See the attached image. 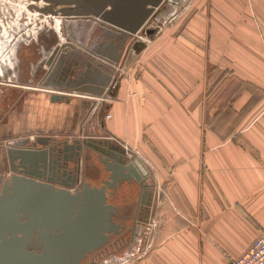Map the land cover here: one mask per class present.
<instances>
[{
  "label": "crops",
  "instance_id": "obj_1",
  "mask_svg": "<svg viewBox=\"0 0 264 264\" xmlns=\"http://www.w3.org/2000/svg\"><path fill=\"white\" fill-rule=\"evenodd\" d=\"M255 3L251 13L240 0H207L189 21L183 45L150 46L141 39L143 46H128L102 93L94 84L98 74L77 63L78 57L100 60L87 43L56 51L54 45L42 57L56 52L51 64L37 72L36 62L26 75L38 73L36 80L16 76L9 83L24 92L0 132L23 127L26 136L37 128L38 135L56 140L75 133L137 149L153 175L150 219L160 213L162 226L158 246L135 264H225L264 229V0ZM160 32L150 42L164 40L169 31ZM132 52L145 54L125 81L123 68L130 66L124 64ZM61 55L55 75L62 78L42 84ZM92 78L96 81H86ZM33 89L39 90L36 98ZM51 94L68 99L52 100ZM88 113L97 115L96 125L83 126ZM90 127L101 132L91 133Z\"/></svg>",
  "mask_w": 264,
  "mask_h": 264
},
{
  "label": "water",
  "instance_id": "obj_2",
  "mask_svg": "<svg viewBox=\"0 0 264 264\" xmlns=\"http://www.w3.org/2000/svg\"><path fill=\"white\" fill-rule=\"evenodd\" d=\"M65 1L74 6L55 10L31 7L40 13L59 14L64 18L90 15L95 18L98 25L93 28L87 47L100 60L78 57L77 63L90 74L91 69L98 74L94 84L100 86L98 92L102 93L110 71L118 63L122 45L134 37L131 48L136 49L144 45L138 35L151 39L159 23L157 28L147 24L168 0ZM66 46L72 44L57 43L54 51ZM55 53L46 59V64H51ZM62 57L53 65V72L44 73L42 84H50L51 78L57 79V76L62 78L63 75H55ZM94 61L103 69L96 70ZM77 79L83 81L78 76ZM94 79L85 80L96 81ZM62 96L68 99L65 95H50L52 100H60ZM23 145L44 146L49 160L45 167L47 177L41 179L38 173L28 171H24L29 175L25 176L14 166L17 159L36 163L43 157L40 150H25L21 148ZM108 145L106 138L90 135L70 141L35 135L33 139L25 136L8 142L6 158L12 173L0 184V264H94L104 253L112 258L122 246H125L124 258L134 250L136 237L150 219L154 183L137 155H129L121 145ZM93 153L97 154L99 162L91 160ZM80 155L83 167L79 177L76 162ZM57 157L61 158V163L56 161ZM69 162L75 164L71 167ZM123 182L134 185L135 190L129 193L131 202L109 201ZM31 236L37 237L40 244L27 245Z\"/></svg>",
  "mask_w": 264,
  "mask_h": 264
},
{
  "label": "rangeland",
  "instance_id": "obj_3",
  "mask_svg": "<svg viewBox=\"0 0 264 264\" xmlns=\"http://www.w3.org/2000/svg\"><path fill=\"white\" fill-rule=\"evenodd\" d=\"M40 1L43 4L49 2V0ZM55 1L61 4L65 0ZM169 1L170 2L168 3L166 2V7L161 10L154 19H152L153 22L151 20L152 23H159V28L161 29L160 33L169 31L164 37V40L152 43L145 35H138L140 40H146L145 43L148 42L147 44L150 46L153 44L160 45L163 44V42H166L167 44H171L172 42H182L178 44L183 45L185 30L187 32L189 30L190 32V29L192 28L189 21L193 17H196V15H199L202 12L201 7H203V4L205 5L207 3V0ZM33 3H38V0H0V124L2 126H4L3 124L7 125L8 121L6 120L8 115L12 112V106L13 110L17 108L19 105V99H21L22 93L24 92V90H21L22 88L9 86V83L11 84L14 82L12 75L15 73L21 76L28 75L29 71L34 68L35 63L38 62L41 57L46 55L47 52L56 45L55 43H59L60 41L63 43L67 41L79 44V46L81 45L83 47L86 45L93 29V23L89 19L84 18L83 20L78 21L70 20L69 18L63 19L59 14H43L31 7ZM240 7L245 8L246 11L252 13L258 5L256 3L254 4V0H240ZM187 20L188 23L186 24ZM51 37L54 38V41L47 43V40ZM132 53L133 54H129L130 56L124 64H130V66H125V68H123L122 74L124 75L125 81L128 80V76L134 75L132 71L139 62H136L137 59L145 54L144 52ZM134 62L136 63L134 64ZM139 66L140 65H138V67ZM119 72L121 76V65L119 66ZM31 91H34L33 96L36 98L37 94L34 93H38L39 90L33 89ZM96 116L93 115V113L92 116L91 113H88L85 117L83 126L89 125L91 121L96 125V120L94 119ZM83 117L84 113L81 115V120L84 119ZM211 123L214 122L211 121ZM65 129H67V126ZM88 129L91 133H95V131L101 132L98 129H92L91 127ZM3 130L4 131L0 132V184L3 177L8 176L10 173L9 163L6 158L8 142L14 139H19L21 136H25L23 135V131L25 130L23 127L15 132L9 130L6 131V129ZM37 130L39 129L36 128V132L33 133H26V136L33 139L35 135H38V132L40 133V131ZM76 136L77 134L75 135V133L56 135L58 139L66 138L68 140L76 138ZM119 143L126 148L129 155H137L139 157L137 149L127 145L125 142ZM148 173L151 175L152 179V172L148 171ZM159 215L161 216L160 213ZM159 215L157 217L154 216V214L152 215V218L149 219L147 225L143 228L138 237H136L137 241L133 243L134 250L129 252L126 258L123 256L125 253V246H122L120 249H117L116 254L112 258H109V255H107L108 253H104L99 256L98 262L94 264H135L143 260L148 253H150L152 249L154 250L159 244L156 242L158 229L162 226ZM263 230L264 229L260 228L258 232ZM103 258L106 259V261H103Z\"/></svg>",
  "mask_w": 264,
  "mask_h": 264
},
{
  "label": "flooded vegetation",
  "instance_id": "obj_4",
  "mask_svg": "<svg viewBox=\"0 0 264 264\" xmlns=\"http://www.w3.org/2000/svg\"><path fill=\"white\" fill-rule=\"evenodd\" d=\"M63 1V0H62ZM33 5H36V6H40V7H44V8H46L47 9V7H49V9H57V8H60V7H63V6H70V7H73L74 6V3H72V2H70V1H63V3H61V4H59V3H57L56 1L54 2H48V3H45V4H43V3H41V1L40 0H38V3H33ZM48 10V9H47ZM160 11L161 10H163V8H161V9H159ZM159 11V12H160ZM158 12V13H159ZM157 13V14H158ZM156 14V15H157ZM156 15H155V17H156ZM66 18H69L70 20L72 19V20H83L84 18H86V19H89L90 21H92V28H94L95 26H97L98 25V22H96V20H95V18L92 16V15H90V16H88V17H63V19H66ZM152 22H153V20H152ZM151 22V20H150V22L147 24L150 28H157L158 27V24L157 23H152ZM100 26H102V25H100ZM105 27V26H104ZM93 30V29H92ZM131 39H132V37L131 38H128V40L122 45V48H121V50H120V55H119V57H118V62H120L121 61V59H122V55H123V52L124 51H126V49L128 48V46H132V43L130 44V41H131ZM54 41V38L53 37H51L50 39H48L47 40V43L49 42V43H51V42H53ZM55 44H57V43H55ZM48 45V44H47ZM138 47H140V45H138ZM45 61H46V59H43L42 57L38 60V62L36 63V70L35 71H37V72H39V71H41L42 70V67H43V65H45ZM43 73V72H42ZM44 75V74H43ZM13 76V79H15L16 78V76H17V78H19V79H21V80H28V81H34V80H36L37 78H38V73H36V75H33V76H31V75H29L28 77H26L25 75L24 76H21V75H18V74H13L12 75ZM41 78V77H40ZM21 148L22 149H25V150H31V149H34V148H36L37 150H40L41 151V155H43V157H40L37 161H36V163L35 162H33V160L31 161V160H29V159H23V160H21L20 162H19V159H17V160H15L16 161V164H14V166L15 167H17V168H19V169H21L22 170V173L21 174H23V175H25V176H29L28 174H26L24 171H28V172H32V173H38L39 174V176H41L40 178L42 179L43 177L45 178V177H47V173H48V171H47V169L45 168L48 164V162H49V160H48V158H46L47 157V152H46V149L44 148V146H39V145H36V146H31V145H23V146H21ZM46 152V153H45ZM44 155H45V157H44ZM91 160L93 161L94 160V162L96 163V161H98V158H97V154L96 153H93L92 154V157H91ZM56 161L59 163H61V158H56ZM7 162H8V160H7ZM73 162H75V161H73ZM73 162H69V165L72 167L75 163H73ZM99 162V161H98ZM82 156L80 155V157H78L77 158V162H76V174L77 175H79V177H80V175L82 174ZM84 170H86L85 169V165H84V169H83V172H84ZM11 173H12V171L10 170V173H9V175H11ZM8 175V176H9ZM7 177V176H6ZM5 177H3V179H4ZM39 178V177H38ZM122 187L119 189V190H115V192H114V194H112L110 197H109V201H111V202H114V203H121L123 200H131V198H132V194H129L131 191H134L135 189H134V185H128V184H126L125 182H123L122 184ZM37 244H40V241L38 240V238L37 237H33V236H31L30 238H29V240L27 241V245H29V246H36Z\"/></svg>",
  "mask_w": 264,
  "mask_h": 264
},
{
  "label": "built area",
  "instance_id": "obj_5",
  "mask_svg": "<svg viewBox=\"0 0 264 264\" xmlns=\"http://www.w3.org/2000/svg\"><path fill=\"white\" fill-rule=\"evenodd\" d=\"M227 264H264V230L259 231L246 248L230 258Z\"/></svg>",
  "mask_w": 264,
  "mask_h": 264
},
{
  "label": "bare ground",
  "instance_id": "obj_6",
  "mask_svg": "<svg viewBox=\"0 0 264 264\" xmlns=\"http://www.w3.org/2000/svg\"><path fill=\"white\" fill-rule=\"evenodd\" d=\"M53 1H55V0H49V3H50V2H53Z\"/></svg>",
  "mask_w": 264,
  "mask_h": 264
}]
</instances>
